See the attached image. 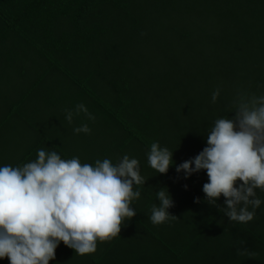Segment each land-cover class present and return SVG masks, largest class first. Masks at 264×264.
Wrapping results in <instances>:
<instances>
[{
	"label": "trees",
	"instance_id": "trees-1",
	"mask_svg": "<svg viewBox=\"0 0 264 264\" xmlns=\"http://www.w3.org/2000/svg\"><path fill=\"white\" fill-rule=\"evenodd\" d=\"M240 92L264 94V0H0V165L41 148L93 165L128 155L146 180L120 234L85 255L61 242L50 264H264V191L251 221H229L223 196L204 199L205 170L176 172ZM153 142L173 151L166 174L148 164ZM162 187L178 218L157 225Z\"/></svg>",
	"mask_w": 264,
	"mask_h": 264
},
{
	"label": "clouds",
	"instance_id": "clouds-1",
	"mask_svg": "<svg viewBox=\"0 0 264 264\" xmlns=\"http://www.w3.org/2000/svg\"><path fill=\"white\" fill-rule=\"evenodd\" d=\"M219 94V88L212 93L213 103ZM232 107L235 115L217 118L205 133L203 150L177 165L176 172L187 179L205 170V201L216 206L223 196L229 221L247 223L262 203L256 189L264 191V94L240 92ZM65 112L71 123L73 110ZM81 112L95 120L83 103L75 107L76 115ZM73 131L91 130L85 123ZM172 157L173 151L153 142L147 160L157 173L166 174ZM145 182L139 161L128 155L116 164L106 158L93 165L41 148L23 166L0 165V259L50 264L61 242L76 254L94 253L98 241L116 237L125 220L136 216L132 201L140 197L137 186ZM155 194L159 204L152 205L150 221L158 225L177 219L168 211L174 202L167 187Z\"/></svg>",
	"mask_w": 264,
	"mask_h": 264
}]
</instances>
